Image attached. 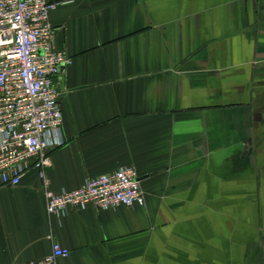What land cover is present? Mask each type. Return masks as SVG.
<instances>
[{"label":"crops","instance_id":"1","mask_svg":"<svg viewBox=\"0 0 264 264\" xmlns=\"http://www.w3.org/2000/svg\"><path fill=\"white\" fill-rule=\"evenodd\" d=\"M55 192L134 166L144 205L49 215L37 167L0 183V264H264V0H50Z\"/></svg>","mask_w":264,"mask_h":264},{"label":"built area","instance_id":"2","mask_svg":"<svg viewBox=\"0 0 264 264\" xmlns=\"http://www.w3.org/2000/svg\"><path fill=\"white\" fill-rule=\"evenodd\" d=\"M61 1L0 0V183H20L39 169L49 215L70 207L99 209L145 204L141 177L134 166L90 177L72 190L55 192L46 169L50 149L63 144V111L56 79L71 57L56 48L50 13ZM69 249L53 243V252L31 264H55Z\"/></svg>","mask_w":264,"mask_h":264}]
</instances>
